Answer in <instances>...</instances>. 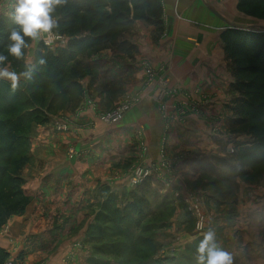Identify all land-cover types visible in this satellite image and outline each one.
Wrapping results in <instances>:
<instances>
[{"label":"rangeland","instance_id":"1","mask_svg":"<svg viewBox=\"0 0 264 264\" xmlns=\"http://www.w3.org/2000/svg\"><path fill=\"white\" fill-rule=\"evenodd\" d=\"M238 1L235 14L237 22L264 25V19L241 11ZM159 2L162 28L136 19L131 28L124 31L119 44H106L99 50L80 56L77 60L81 63V73L75 77L81 86L77 102L51 113L48 124L35 127L30 141L31 158L23 171V189L27 188L26 183L34 182V186L47 178H52V181H45L48 186L42 185L40 188L30 186L31 189L27 192L30 193V202L25 211L9 217L1 226L0 247L8 254L3 264H96L90 259L98 256L95 250L99 245L89 242L88 235L103 200L99 190L104 186L109 187L116 194L118 205L123 207L131 203V193L136 190V186L147 180L152 191H156L149 195L152 203L160 201V196L164 194L173 202L170 216L156 221L153 217H148L145 221L148 223L153 220L160 225L152 233L156 245L154 259L158 263L197 264L199 243L204 234L211 230L215 233L216 246L231 253L233 264H264V233H223V220H218L217 223L214 221L216 216H223L227 226L232 225L231 217L236 208L237 195L242 190L254 192L258 197L254 202L255 209L261 204L259 194L264 192V163L249 167L243 164L237 154L239 148L251 141L255 143L257 138L253 133H248L254 121L251 118L241 119L243 110L237 102L240 94L234 87V66L224 51L222 40L223 55L217 68L221 70L220 77L225 83L217 84L218 72L209 67L210 75L206 79L201 78V83L192 87L172 86L169 83L170 77L161 79L154 87L155 101H152L155 103L152 104H157L163 118L161 143L155 160H148L151 148L144 136L142 123L127 120L140 100L141 90L132 88V75L142 69L145 90L151 88L157 80L158 71L151 62L139 57L136 37L140 27L144 25L152 28L154 38L163 36L166 26L163 0ZM7 6L8 0L0 3V15L10 14L11 8ZM56 34L58 33L54 32ZM65 39L67 43V36ZM42 42L32 44L26 50L27 64L34 62ZM66 43L59 45L55 42L51 50L55 51ZM115 70L124 74L123 77L112 78V71ZM163 90L168 93L165 94ZM130 98H134V101L120 120L107 122L98 118L99 112L114 110L125 99ZM213 105L221 108L220 123L209 110V106ZM89 115L93 118L89 119ZM190 117H198L200 125L209 130V135L196 136L201 131L198 126L193 125ZM41 127L46 128V132ZM180 129L186 132L181 139L177 136ZM221 129H226L224 132L231 133L234 137L235 143L229 153L218 157L212 151L203 152L201 148L208 150L207 139H214L211 134L217 135ZM260 130L264 134V129ZM188 132L193 135L187 134ZM181 141L190 146L187 150L197 148L200 152L195 150L192 153L170 156L169 146L178 148ZM147 162H150L149 166H146ZM137 167L147 171L148 175L134 184L131 178ZM239 167L245 169L244 175L233 172ZM155 169L157 173L154 172ZM157 174L161 180H158ZM184 174L191 177L187 178ZM88 175L93 179H88ZM97 177L101 179L96 180L94 193L87 199L92 201L93 206L87 205L88 211L84 217L75 216V200L79 201L85 192L91 193L92 183L95 184ZM72 196L75 199L73 205L69 201ZM155 206L151 205L148 210L159 213L160 210ZM215 210L220 211V214L216 215ZM90 212L92 216L89 215ZM261 221L262 219L259 223ZM161 223L164 225L161 226ZM216 227L221 233H216ZM252 238L253 241H250ZM99 259L97 257L96 260H102ZM108 262L121 264L117 260Z\"/></svg>","mask_w":264,"mask_h":264},{"label":"trees","instance_id":"2","mask_svg":"<svg viewBox=\"0 0 264 264\" xmlns=\"http://www.w3.org/2000/svg\"><path fill=\"white\" fill-rule=\"evenodd\" d=\"M238 8L264 19V0H239ZM160 14L159 0H67L54 14L58 26L53 30L67 36L66 45L52 51L41 43L31 64V78L22 77L15 91L10 81L0 80V228L9 217L23 213L30 202L23 189V171L31 158L30 141L35 127L48 124L51 113L79 98L81 86L75 77L82 67L77 59L106 44H119L124 31L136 19L161 29ZM16 27L10 14L0 15V52H6L8 37ZM221 40L234 66V87L240 94L237 102L243 110L241 119L254 121L248 133L257 138L255 143L251 141L239 148L237 154L243 164L253 167L264 163V134L260 130L264 129V31L227 27L221 32ZM40 60L44 63L40 64ZM9 62L11 70H27L25 58L9 57ZM233 172L244 175L246 171L239 167ZM147 181L136 186L131 203L123 207L109 187L99 190L103 200L88 235L89 242L99 245L95 250L98 256L91 261L160 264L154 259L156 245L152 233L160 227L156 220L172 214L173 202L164 194L160 201L152 203L149 195L156 191ZM154 204L159 213L148 210ZM148 217L155 221L145 223ZM7 256V251L0 247V264ZM97 257L102 260L97 261Z\"/></svg>","mask_w":264,"mask_h":264},{"label":"crops","instance_id":"3","mask_svg":"<svg viewBox=\"0 0 264 264\" xmlns=\"http://www.w3.org/2000/svg\"><path fill=\"white\" fill-rule=\"evenodd\" d=\"M236 3L237 0H163V11L165 17L164 22L166 25L163 36L156 39L152 35V28L145 27V25L144 27H140L141 30L136 37V43L139 45V57L146 58L151 62L153 68L158 71L157 73L155 71L157 74V80L151 86V88L145 90L146 87L142 80V69L138 70L136 74L132 75V88L134 90H141L139 92L140 100L136 105L137 107L134 109V112H132V114L130 113V116L128 115V118H126L130 122L138 121L142 123L144 127V129L142 128L144 131V136L147 137L146 139L149 141V147L151 148L150 152L148 153V160L153 161L156 159L158 148L161 143L160 135L163 125V118L160 114V110L157 108V104H152L155 101L154 95L156 91L154 90V87L160 83L161 79L166 77L171 78L169 83L172 86L179 87L182 85L192 87L196 84H200L202 81L201 78L206 79L205 77L210 75L209 67L215 68L218 72L216 83H220V85L225 83L220 77L221 70L217 68L222 60L223 55V51L221 49L222 44L220 32L229 26L225 21L233 23L234 25H250L248 23L237 22V19H235V14L237 13ZM7 7H10L9 3ZM214 12H216L219 16ZM216 49L221 51L218 52ZM123 75L124 74L119 73V71H112V78L123 77ZM163 92H165V94L168 93L166 90H163ZM209 110L211 113H213L214 118L218 121V123H220L222 116L221 108H217L216 105H213V107L209 106ZM89 116V119L93 118L92 115ZM190 120H193V125H196L200 128V133L193 132L194 134L196 133V136L201 135L204 137L209 135V130H205L203 126L200 125V120L198 117H193ZM41 129H43V127H41ZM180 130L181 131L177 133V136L182 138L186 132H183L185 131L184 129ZM225 130L226 129H221V132L217 133V135L216 133H210L212 136H214V139L208 138V150H203L202 148L201 150L203 152L212 151L216 156L227 155L229 153V149L235 143V140L233 139L234 137L232 134L224 132ZM43 131L46 132V128L43 129ZM187 134L193 135L190 132ZM180 146H178V148H175V146H169V155L174 156L177 153L185 152L192 153L195 150L200 152V150L197 148L187 150L190 149V146H186L184 141L180 142ZM204 148H206V146ZM217 152L219 154H217ZM170 156L168 157L170 158ZM176 164H178V162ZM149 165L150 162H147L146 166ZM154 172L157 173V170L155 169ZM184 176L187 178L191 177L186 174H184ZM87 177L88 179H93L92 176L89 177L88 175ZM158 177L159 176L157 174V178ZM181 177L180 179L183 180ZM177 178L179 179L178 176ZM61 179L64 180L62 177ZM98 179H101V177H97L95 179V184L92 183L91 193L90 191L85 192L86 194H83V197H81L79 201L75 200L73 196L70 198L69 201L71 205L74 204V200L77 203L76 207L74 208L75 212L72 209H69L71 212L75 213V216L82 218L87 215V205H92V201L89 202L87 199L92 193H94L95 185ZM161 179L162 178L159 177L158 180ZM47 180L52 181V178H47L45 181ZM45 181L40 182L39 179L40 183H35L34 186L32 185L34 182L30 184L26 183L27 188L24 187V191L27 193L28 190L31 189L30 186H32V188H40L42 185L48 186V184H45ZM237 182L239 181L237 180ZM28 194L30 193H27V195ZM239 194V196L237 195L238 200H236V204L234 206L236 207L233 211L234 214L231 217V219H233L231 221L232 225L228 227L224 222L225 217L223 216H220V218L216 216L214 221L217 223L218 220H223L225 225L223 226V229H225L223 233L240 234L244 232L251 233L253 235L257 233H264V192L259 194V196H261V204H259L256 209L254 208V202L258 197L254 195V192H250L246 189L242 190ZM85 195L87 196L85 197ZM40 211H44V209H40ZM219 212L220 211L215 210L216 215H219ZM90 213L91 214L89 215L92 216V212ZM254 218H256V220H254ZM261 219L262 221L259 223ZM215 231L216 233H221L220 229L217 227L215 228ZM250 241H253V238ZM221 245H223L222 242Z\"/></svg>","mask_w":264,"mask_h":264},{"label":"clouds","instance_id":"4","mask_svg":"<svg viewBox=\"0 0 264 264\" xmlns=\"http://www.w3.org/2000/svg\"><path fill=\"white\" fill-rule=\"evenodd\" d=\"M3 0H0L2 3ZM67 0H8L11 8L10 16L14 28L9 37L6 52H0V80L11 82L13 91L19 85L21 78H31L33 65L27 64V70L16 72L11 70L9 57L16 60L25 58V51L32 44L43 41L51 45L54 29L57 28L55 12L57 8L66 4ZM31 41V44L29 43ZM40 64L44 61L40 60ZM197 264H233L231 253L219 249L215 243V233L206 232L197 248Z\"/></svg>","mask_w":264,"mask_h":264},{"label":"built area","instance_id":"5","mask_svg":"<svg viewBox=\"0 0 264 264\" xmlns=\"http://www.w3.org/2000/svg\"><path fill=\"white\" fill-rule=\"evenodd\" d=\"M55 42H57V44H59V45L60 44L64 45L66 43L65 36L56 34V35H54V38H53L51 45H46L44 42H42V43L48 49H52ZM133 101H134V98L125 99L121 103V105L118 106L117 108H115L114 110H111L108 112H99L98 118H100L103 121H107V122H116V121L120 120L121 118H123V116H125V114H127V111L130 109ZM59 129H61V127H59ZM146 175H148L147 171H144L142 168L137 167L133 171L131 181H133L134 184H137L140 181H142V179ZM7 264H11V262H8Z\"/></svg>","mask_w":264,"mask_h":264},{"label":"water","instance_id":"6","mask_svg":"<svg viewBox=\"0 0 264 264\" xmlns=\"http://www.w3.org/2000/svg\"><path fill=\"white\" fill-rule=\"evenodd\" d=\"M216 15H218L216 12H214ZM219 16V15H218ZM229 27L232 28H239V29H248V30H255V31H264V25H255V24H250L247 26H242V25H238V24H233V23H229L228 21H225Z\"/></svg>","mask_w":264,"mask_h":264}]
</instances>
